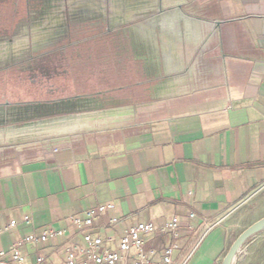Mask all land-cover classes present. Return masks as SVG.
<instances>
[{
  "label": "crops",
  "instance_id": "obj_1",
  "mask_svg": "<svg viewBox=\"0 0 264 264\" xmlns=\"http://www.w3.org/2000/svg\"><path fill=\"white\" fill-rule=\"evenodd\" d=\"M131 3L176 7L158 19V32L137 33L148 43L132 47V69L177 72L120 87L124 99L108 108L45 123L39 128L50 131L31 140L28 156L16 144L21 135L0 140V250L51 227L62 233L19 248L28 261H61L66 247L82 243L70 217L110 202L90 228L103 247L115 249L138 221L177 217L181 244L188 224L218 220L186 264H222L237 235L264 216V0ZM6 148L13 156H2ZM143 239L159 260L174 237ZM231 264H264V224Z\"/></svg>",
  "mask_w": 264,
  "mask_h": 264
},
{
  "label": "rangeland",
  "instance_id": "obj_2",
  "mask_svg": "<svg viewBox=\"0 0 264 264\" xmlns=\"http://www.w3.org/2000/svg\"><path fill=\"white\" fill-rule=\"evenodd\" d=\"M131 1L0 0V130L7 132L1 141L21 135L16 144L28 156L36 149L31 140L50 131L39 128L45 123L108 108L115 97L124 99L120 87L177 72L132 69V47L148 43L137 33L158 32V19L176 7Z\"/></svg>",
  "mask_w": 264,
  "mask_h": 264
},
{
  "label": "built area",
  "instance_id": "obj_3",
  "mask_svg": "<svg viewBox=\"0 0 264 264\" xmlns=\"http://www.w3.org/2000/svg\"><path fill=\"white\" fill-rule=\"evenodd\" d=\"M113 206L110 202L102 203L83 210L80 215H72L71 221L82 231V243H74L66 247L63 260L50 264H186L208 228L218 222V220H204L195 227L188 224L185 228V240L180 244L176 240L179 229L177 217L172 216L160 225L149 221H138L130 225L118 238L115 249H108L103 247V238L98 233L90 231V228L95 217ZM189 217H194V213L190 212ZM115 220L116 218L111 219V221ZM14 223V220L10 221L9 226ZM152 232H170L174 237L163 249L159 260L154 259L152 252H147L144 248L143 235ZM61 233L60 229L46 227L40 233L25 235L21 240L12 243L9 249L0 250V264H44L45 258L42 255L28 261L19 246L22 243L46 241Z\"/></svg>",
  "mask_w": 264,
  "mask_h": 264
},
{
  "label": "water",
  "instance_id": "obj_4",
  "mask_svg": "<svg viewBox=\"0 0 264 264\" xmlns=\"http://www.w3.org/2000/svg\"><path fill=\"white\" fill-rule=\"evenodd\" d=\"M263 224H264V216L252 222L245 229H243L229 246L227 252L223 257L222 264H231L236 251L243 243V241L247 239L255 230H257Z\"/></svg>",
  "mask_w": 264,
  "mask_h": 264
}]
</instances>
